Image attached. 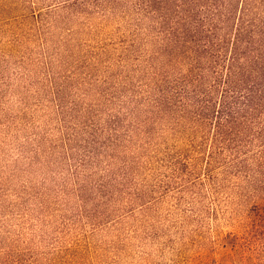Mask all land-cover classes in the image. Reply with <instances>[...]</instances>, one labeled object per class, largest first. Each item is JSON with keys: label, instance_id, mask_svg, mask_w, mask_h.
<instances>
[{"label": "rangeland", "instance_id": "374dc122", "mask_svg": "<svg viewBox=\"0 0 264 264\" xmlns=\"http://www.w3.org/2000/svg\"><path fill=\"white\" fill-rule=\"evenodd\" d=\"M183 2L0 0V264H264V143L200 114Z\"/></svg>", "mask_w": 264, "mask_h": 264}, {"label": "trees", "instance_id": "16d2710c", "mask_svg": "<svg viewBox=\"0 0 264 264\" xmlns=\"http://www.w3.org/2000/svg\"><path fill=\"white\" fill-rule=\"evenodd\" d=\"M185 1L179 20L166 19L163 27L186 47L188 87L200 94V114L216 119L221 139L228 129L239 132L237 152L249 132L264 143V0H190L205 3L204 16L203 10L190 14Z\"/></svg>", "mask_w": 264, "mask_h": 264}]
</instances>
